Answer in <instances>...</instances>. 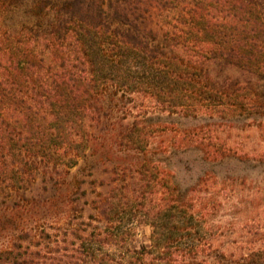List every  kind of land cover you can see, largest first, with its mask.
<instances>
[{
    "label": "trees",
    "instance_id": "16d2710c",
    "mask_svg": "<svg viewBox=\"0 0 264 264\" xmlns=\"http://www.w3.org/2000/svg\"><path fill=\"white\" fill-rule=\"evenodd\" d=\"M53 15L45 30L0 31V206L87 160L110 129L109 100L145 95L193 118L264 116V93L212 74L224 66L264 80V0H65ZM153 133L123 124L120 140L144 157L114 168L99 198L75 192L102 218L73 228L61 257L47 255L43 225L0 248V264H264V240L240 253L216 244L209 203L148 157ZM136 219L151 226L149 241L130 240Z\"/></svg>",
    "mask_w": 264,
    "mask_h": 264
},
{
    "label": "rangeland",
    "instance_id": "374dc122",
    "mask_svg": "<svg viewBox=\"0 0 264 264\" xmlns=\"http://www.w3.org/2000/svg\"><path fill=\"white\" fill-rule=\"evenodd\" d=\"M64 1L0 0V31L16 32L25 24L45 30L54 19L55 8ZM212 74L220 79L240 78L264 93V80L236 68L215 66ZM109 101L110 129L99 133L87 160L74 167L72 174L60 177L53 188L45 191L37 186L32 193L18 197L17 203L0 206V248L44 225L51 235L49 241H43L49 242L47 255L61 257L65 248L73 246V228L80 222L84 227L98 225L102 217L96 205L86 204L81 194L74 200V194L86 189L88 198H99V193L106 192L114 168L144 157L128 150L119 137L123 124L137 121L154 131L148 157L166 166L183 190L198 199L199 207L209 203L207 224L218 233L216 244L229 253H240L264 240V116L170 114L140 94ZM209 149L222 153L213 158L207 155ZM133 222L130 240L149 241L151 226L143 219Z\"/></svg>",
    "mask_w": 264,
    "mask_h": 264
}]
</instances>
